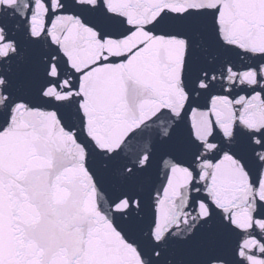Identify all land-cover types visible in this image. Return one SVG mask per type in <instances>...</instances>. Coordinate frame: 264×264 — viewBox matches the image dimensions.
I'll use <instances>...</instances> for the list:
<instances>
[{"label": "snow or ice", "instance_id": "1", "mask_svg": "<svg viewBox=\"0 0 264 264\" xmlns=\"http://www.w3.org/2000/svg\"><path fill=\"white\" fill-rule=\"evenodd\" d=\"M0 264H264V0H0Z\"/></svg>", "mask_w": 264, "mask_h": 264}]
</instances>
